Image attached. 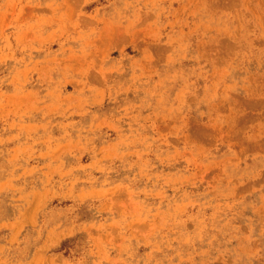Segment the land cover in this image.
Returning <instances> with one entry per match:
<instances>
[{
	"label": "rangeland",
	"instance_id": "rangeland-1",
	"mask_svg": "<svg viewBox=\"0 0 264 264\" xmlns=\"http://www.w3.org/2000/svg\"><path fill=\"white\" fill-rule=\"evenodd\" d=\"M0 264H264V0H0Z\"/></svg>",
	"mask_w": 264,
	"mask_h": 264
}]
</instances>
